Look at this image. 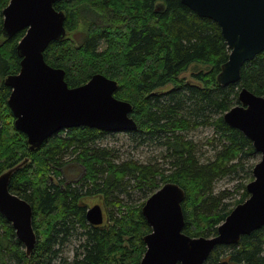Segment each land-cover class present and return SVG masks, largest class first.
<instances>
[{
    "label": "trees",
    "instance_id": "1",
    "mask_svg": "<svg viewBox=\"0 0 264 264\" xmlns=\"http://www.w3.org/2000/svg\"><path fill=\"white\" fill-rule=\"evenodd\" d=\"M10 1L0 0V176L28 159L9 189L31 205L37 242L28 256L0 213V264H140L147 250L143 239L151 232L142 208L167 183L185 190L184 233L216 236L232 210L249 198L248 183L233 192H218L216 184L245 171L246 160L256 154L224 115L240 104L243 88L264 97V52L244 65L239 83L223 87L218 75L231 50L221 29L181 0H58L55 9L66 15L67 35L49 45L46 63L65 71L70 88L97 74L116 81L115 97L131 104L137 124L127 134L137 147L155 140L160 154L147 162L122 159L100 144L114 133L88 127L63 130L31 151L28 137L15 127L8 105L12 90L4 83L20 72L17 46L26 34L3 36ZM194 64L206 69L185 81L181 75ZM201 128L212 131V157H204L191 136ZM240 190L241 197L229 202ZM94 198L105 208L101 226L87 220L85 200ZM73 239L79 242L74 256L64 257ZM221 262L264 264V227L238 245L217 247L205 264Z\"/></svg>",
    "mask_w": 264,
    "mask_h": 264
},
{
    "label": "water",
    "instance_id": "2",
    "mask_svg": "<svg viewBox=\"0 0 264 264\" xmlns=\"http://www.w3.org/2000/svg\"><path fill=\"white\" fill-rule=\"evenodd\" d=\"M57 1L11 0L3 11L6 39L26 30L17 46L20 72L6 77L4 83L12 90L8 105L15 127L28 137L31 151L67 129L88 127L114 134L137 129L131 104L115 97L116 81L97 74L87 84L70 88L65 71L46 63L49 45L67 35L66 15L55 9ZM181 1L200 17L217 23L231 50L218 83L223 87L239 83L244 65L264 52V0ZM239 102L224 115V121L242 132L262 155L253 168L254 179L246 186L249 198L232 210L216 236L194 238L184 233L185 190L175 183L165 184L142 208L151 232L143 239L147 250L140 264H205L217 247L238 245L243 236L264 227V97L243 88ZM27 162L0 176V213L30 256L37 242L33 209L9 189L14 172ZM87 220L94 226L103 224L99 205L88 210Z\"/></svg>",
    "mask_w": 264,
    "mask_h": 264
},
{
    "label": "rangeland",
    "instance_id": "3",
    "mask_svg": "<svg viewBox=\"0 0 264 264\" xmlns=\"http://www.w3.org/2000/svg\"><path fill=\"white\" fill-rule=\"evenodd\" d=\"M100 19H104L101 18ZM85 27L82 25L80 27V31H83ZM206 67L198 64L192 65L187 72L181 75L185 79V81H193L192 73L198 70H205ZM172 86L166 87L164 90H170ZM191 136L199 143L200 153L204 157H212L213 156V147L209 144V140H211L212 131L208 128H201L198 131L191 133ZM100 144L104 147L112 148L116 151L122 159L126 158H134L141 160L143 162H147L148 159H156L159 158L160 149L155 140L148 141L142 146L137 147L135 143L132 141V138L127 133H115L114 135H109L105 137ZM262 155L256 153L254 156L248 158L246 160V168L245 171L239 172L233 178H224L218 181L216 184V191H223L225 189L229 191H236V187L240 184L246 185L250 181V176H253V167L261 161ZM252 166V168H250ZM251 169V170H250ZM250 171V173H248ZM254 177V176H253ZM242 190L239 193H235L230 196L229 202H233L236 199H239L242 194ZM140 197V196H138ZM142 200V199H141ZM140 200V201H141ZM85 202L88 205L99 204V202L95 199H87ZM76 244L79 242L76 239H73L71 243L68 245L67 250L62 254L64 257L72 258L74 256ZM229 252H226L228 254Z\"/></svg>",
    "mask_w": 264,
    "mask_h": 264
},
{
    "label": "flooded vegetation",
    "instance_id": "4",
    "mask_svg": "<svg viewBox=\"0 0 264 264\" xmlns=\"http://www.w3.org/2000/svg\"><path fill=\"white\" fill-rule=\"evenodd\" d=\"M95 200H97L99 202V204H95V205H99L102 209V213H103V219H104V222L106 221V212H105V208L103 206V203H102V200L100 198H94ZM87 200V199H86ZM87 204V203H86ZM88 205V204H87ZM93 205V206H95ZM89 206V209L92 208L93 206L92 205H88ZM88 209V210H89ZM103 222V224H104ZM101 226V225H100Z\"/></svg>",
    "mask_w": 264,
    "mask_h": 264
}]
</instances>
